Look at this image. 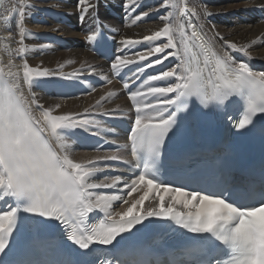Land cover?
Returning a JSON list of instances; mask_svg holds the SVG:
<instances>
[{"label": "snow or ice", "instance_id": "obj_1", "mask_svg": "<svg viewBox=\"0 0 264 264\" xmlns=\"http://www.w3.org/2000/svg\"><path fill=\"white\" fill-rule=\"evenodd\" d=\"M142 3L143 0H123L125 16L131 17ZM161 7H169L168 0H163ZM76 8L81 23L92 13L95 15L91 18L98 21L99 0H77ZM258 10L264 13V5H259ZM153 11L160 9L140 12L133 24ZM17 12L22 22L23 8L13 9V15ZM190 12L189 15V10L184 9V23L178 29L168 22L173 16L169 12L159 17L165 22L159 30L141 39H122V47L111 61V69L117 74L135 64L133 83L147 76L135 91L130 90L128 82L123 85L134 106V120L129 125L132 160H122L113 153L75 161L62 133L77 139L90 134V126L98 123L90 118L91 109L84 110L83 118L72 113L53 115L51 108H44L33 97L31 103L39 110L35 115L16 83L20 72H13L12 65L7 72L0 68V264H46L31 258L35 255L34 239L54 235L58 230L75 246L69 258L58 264H128L118 253L132 238L149 229L161 234H196L187 239L199 247L203 258L193 264H264V168L258 182L237 187L230 185L222 172H192L186 163L196 155V150L186 145L206 134L203 125L209 117H226L238 138L258 140L264 147V72L253 71L245 60L238 61L232 55L239 52L247 60L254 59L248 54L250 45L226 39L214 24L205 30L204 25L193 23V17L198 19L200 13L195 8ZM222 14L208 11L206 6L203 12L205 18ZM177 30L182 37L180 46L174 40ZM208 31L212 32L211 37ZM20 32L23 36L25 30L20 28ZM101 36L102 32H96L88 39L97 43ZM161 38L166 42L156 43ZM216 38L223 42L222 52L216 50ZM260 39L264 38L252 43ZM138 44L155 46L133 57L119 54ZM28 51L21 42L18 53ZM157 54L162 55L140 65ZM170 57L176 63L165 69ZM158 65L161 67L157 69ZM22 68L23 79L31 87H40L53 77L79 82L80 70L64 73L31 67L26 59ZM149 69H156V74L147 75ZM150 82L166 86H152ZM115 94L102 96L93 107L100 108L101 101ZM149 98L154 102L149 103ZM229 105L238 106L242 114L239 119L234 121L228 115ZM117 112L119 108L98 115L125 118ZM105 143L121 147L114 141ZM109 161L124 164L130 171L137 170L139 175L134 174L131 180L115 175L110 183L107 178L93 182L99 173L117 170L108 167ZM101 164L105 167L98 166ZM141 185L146 190L130 207L118 213L111 211L116 201L128 203L122 193L131 197ZM102 189L113 191L97 192ZM152 193L160 203L155 209L144 210L145 200ZM165 195L170 197L167 207ZM177 205L188 211L179 210ZM101 213L103 219H99ZM18 239L24 240L20 254L14 248Z\"/></svg>", "mask_w": 264, "mask_h": 264}, {"label": "bare ground", "instance_id": "obj_2", "mask_svg": "<svg viewBox=\"0 0 264 264\" xmlns=\"http://www.w3.org/2000/svg\"><path fill=\"white\" fill-rule=\"evenodd\" d=\"M102 1L108 2L111 6H116L118 3L122 4L123 2V0ZM162 2L163 0H143L141 6L145 7L144 11L155 8H159L160 11H153L149 17L141 21L140 25H137L136 23L133 24L134 18L126 23L125 26H122L123 22L112 18L105 7H102L99 10V13L100 17L104 18L109 23H112L118 29L123 30L122 39H141L144 35H150L151 32L157 31L163 27L165 22L159 19L160 16L167 15L169 12L173 13V16L169 18L168 22L174 29H178V26L184 23V9L187 8L190 15V10L195 8L197 12L200 13L198 19L193 17V20H195L197 24L204 25L205 30L210 29L211 25L214 24L216 26V31L220 32L221 35L226 37V39L235 42L238 45H250L248 48V54L254 57V59H252L253 61L261 62L263 67L261 69H264V39H260L255 44L252 43L253 41H257L258 38H264V20L256 18L255 16V13L259 12L256 7L258 8L259 5H264V0H168L169 7L167 8L161 7ZM26 4L33 5L34 7L26 8L24 7ZM20 5L28 12V14H25L24 16L26 22L38 23L41 25L39 28H42L46 23L49 31H55L62 36L67 37V41L71 43L70 45L73 46V50L58 51L55 54L46 55L47 47L38 46L32 41V38L43 39V37H39V34H36L38 31H32L33 37L29 32L25 31L23 34V45L26 46L29 51L22 54L23 61L20 63L21 61L17 58L19 53L16 45V40L20 38L18 36L20 33V28H18L19 17L17 13L13 15V9H18ZM205 6L208 11L221 12L224 14L205 18L203 16ZM240 6L249 7L250 10L247 12L245 11V8L238 10V8H241ZM77 12L76 5L73 8L72 3H70L69 0H0V68H3L5 72H7L9 70V65H12L11 70L13 72H20V77L17 79L16 83L20 86L21 92L28 99L35 115L38 114L35 105L31 103L33 97L39 98L40 102L46 108H51L53 115L72 113L81 116L86 108H90L94 111H102L104 109L113 110L116 108L129 107L126 96L121 92V86L115 82H111L109 86L99 89L95 95L86 96L81 99L72 98L77 100L69 99L70 101H68L67 99L44 96L42 95L43 92L41 93L38 87H31L23 79L22 66L25 59L31 67L57 70L60 65H64V67L58 71L66 72L83 66L81 69V73L83 74H87L88 71H92V69H95V74H106L107 67L105 62L97 58L93 53L88 52L84 47L85 41L80 40V38H82L81 31L83 26L77 24ZM61 13H65L71 18L73 27H70L69 24L65 23L62 18H59V20L55 19L56 15ZM34 14H38L41 19L36 20ZM185 31L190 35L189 29L185 28ZM208 36H212L211 31H208ZM45 38L50 41V34L46 35ZM181 39V33L177 30L174 35V40L177 42L178 46H180ZM165 42L166 40L161 38V40L156 43ZM222 43L223 42L218 38L214 41V45L218 48V52L223 51V49L220 48ZM152 46L155 45H135L133 47L135 52L134 54H130L129 57H133L140 52H145ZM169 51H171V49H169ZM161 55L162 54H157V56L150 57V59L153 60L159 58ZM232 55H234V53H232ZM168 60L174 59L170 57ZM69 61H71V63H69ZM174 63H176V61ZM109 92H114L116 94L101 101L100 108L93 107L96 104V101L100 100L102 96L107 97ZM57 104L60 105L59 108L56 107ZM64 142L67 144L66 140H64ZM68 151L71 158L77 162L94 160L98 157H102V155L97 153L74 151L71 148H69ZM93 182L96 181L93 180ZM128 200L132 202L131 198ZM152 202L153 201L148 202V204ZM117 207H119L118 201L113 203L111 211L118 213L127 209L121 206V209L118 210ZM151 207L153 209L155 208L154 205Z\"/></svg>", "mask_w": 264, "mask_h": 264}, {"label": "rangeland", "instance_id": "obj_3", "mask_svg": "<svg viewBox=\"0 0 264 264\" xmlns=\"http://www.w3.org/2000/svg\"><path fill=\"white\" fill-rule=\"evenodd\" d=\"M237 1H239V0H237ZM241 1H245V0H241ZM69 2L70 3H72V6H73V8L75 7V5H76V2H77V0H69ZM104 3H106V4H109L108 2H106V1H103ZM233 2H235V1H233ZM241 7V6H240ZM19 8H23L21 5L18 7V9ZM106 8V7H105ZM245 8V10L246 9H248L249 7H241V8H238V10L239 9H244ZM23 11H24V13L25 14H28V12H27V10L25 9V8H23ZM25 14H24V16H25ZM179 14V13H178ZM17 15H18V20H19V22L21 21V17H20V15H19V13L17 12ZM24 16H23V19H22V22H20L19 23V25H18V28H23L25 31H27V32H29L31 35H32V31L33 30H37V31H41V29H47L48 30V27H47V25H46V23L42 26V28H39L41 25H39L38 23H28V22H26L25 21V18H24ZM34 18L37 20H39V19H41V17L40 16H38V14H34ZM50 32H52V33H55V34H57V32H55V31H50ZM47 35H49V34H47ZM58 35V34H57ZM61 35V34H60ZM18 36L20 37L18 40H16V45H17V49H19L20 48V46H21V42L23 43V36L21 35V32L18 34ZM45 36L46 35H40L39 37H43V39H41V38H37V39H35V38H32V41H33V43L34 44H36V45H38V46H45V47H47V52H46V55H51V54H55L56 52H58V51H72L73 49H68V48H66V47H58L57 45H54V44H52V43H50L49 42V40H46V38H45ZM62 36V35H61ZM32 37H33V35H32ZM61 39L64 41V42H66V44L67 45H70L71 43H69L68 41H67V37H65V36H62L61 37ZM75 49V48H74ZM17 58L21 61L20 63H22V54H18L17 55ZM260 61H262V60H260ZM61 68L59 67V68H57V70H60ZM81 69H82V67L81 68H78V69H73V70H70V71H66V72H64V73H72V72H74V71H77V70H80L78 73H81ZM22 72H23V69H22ZM41 92V91H40ZM42 93V92H41ZM96 94V93H95ZM95 94H91V95H95ZM42 95H44L45 96V94H43L42 93ZM86 96H90V95H85V96H82V97H80V98H77V99H81V98H83V97H86ZM77 99H72V100H77ZM35 100H36V103H38V104H40V105H42L44 108H46L41 102H40V99L39 98H35ZM68 101H70L69 99H67ZM36 108V107H35ZM102 111H107V109H104V110H102ZM36 112H37V114H39V110L38 109H36ZM74 151H77V150H74Z\"/></svg>", "mask_w": 264, "mask_h": 264}]
</instances>
